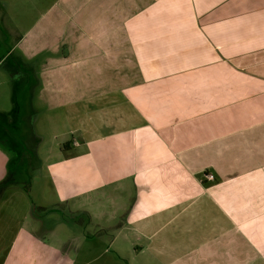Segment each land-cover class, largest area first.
I'll use <instances>...</instances> for the list:
<instances>
[{"label": "crops", "instance_id": "1", "mask_svg": "<svg viewBox=\"0 0 264 264\" xmlns=\"http://www.w3.org/2000/svg\"><path fill=\"white\" fill-rule=\"evenodd\" d=\"M0 8L13 23L0 24L13 103L0 110V223L15 180L3 169L23 155L13 94L25 91L39 151L56 157L39 166L37 198L48 184L47 219L69 214L68 245L36 244L44 264H264V0ZM6 228L0 264H39Z\"/></svg>", "mask_w": 264, "mask_h": 264}, {"label": "rangeland", "instance_id": "2", "mask_svg": "<svg viewBox=\"0 0 264 264\" xmlns=\"http://www.w3.org/2000/svg\"><path fill=\"white\" fill-rule=\"evenodd\" d=\"M2 20H4L8 26H12L13 24L9 17L4 13L3 8H0V24ZM12 32L16 34V31ZM13 38H15V35H11L8 41L12 42L11 39ZM27 97L28 94L25 93V91L19 93L18 96L16 95L17 101H20V104L23 105V108H20L21 111L26 113V116L22 120L24 127L23 134H20L23 138V155L19 159L13 158V163L10 167L12 174L9 173V169L6 171L5 168L2 172V176H11L14 177L15 180L14 182L10 183V187L7 189L6 195L9 196L10 202L5 204L4 208L1 210L2 220L0 223V228L2 231H4L7 229L6 226L10 227L13 244L20 243V240H27L31 248L30 260L33 258L36 263L44 264L45 259H48V257H46L47 254L36 253V244H43V246L47 248H52L55 247L56 244L60 243L61 239H63L65 241V245H68L69 240H71L69 239V227L62 223L65 220L67 223L69 214L65 216L64 220L61 217L55 216L54 220H52L54 217L47 219V213L45 212L46 208L43 209L41 204H47L46 202L51 201L53 198V194L48 184L45 186V191L43 192L46 198L45 203H43L41 198H37V194L39 193V190H43L42 186L44 184V181L39 174V166L42 163V160L45 162L52 161L56 159V157H50L54 156L52 151L48 157L47 155L44 156L39 151L40 142L34 140L36 133L35 119H31V109L28 107L24 108L26 103L28 106L30 104V99ZM12 105L11 83L9 82L8 76L0 72V110H9ZM41 113L43 114L44 123L42 122V128H40H44L47 136V142L45 143L46 147L44 146V150L48 148L50 150L53 149L56 151L53 148L56 143V123L52 124V122L47 119L44 109L41 111ZM1 144L7 149L8 152L10 151L9 154H12L14 157L15 152L11 150L9 144L5 140H3ZM44 150L42 151L43 153ZM0 156L5 158L1 151ZM1 167H5V165L2 164V161L0 162V168ZM45 183H47V181ZM55 225L56 233L52 234L50 231ZM16 232L19 233L17 236L18 240L15 241L13 238H15ZM10 238V236L5 237V239Z\"/></svg>", "mask_w": 264, "mask_h": 264}, {"label": "built area", "instance_id": "3", "mask_svg": "<svg viewBox=\"0 0 264 264\" xmlns=\"http://www.w3.org/2000/svg\"><path fill=\"white\" fill-rule=\"evenodd\" d=\"M216 176L212 172L205 173V178L206 180H215Z\"/></svg>", "mask_w": 264, "mask_h": 264}, {"label": "trees", "instance_id": "4", "mask_svg": "<svg viewBox=\"0 0 264 264\" xmlns=\"http://www.w3.org/2000/svg\"><path fill=\"white\" fill-rule=\"evenodd\" d=\"M13 95H14V100L16 101V95H17V94L14 93ZM13 111H15V109H13L12 111H10V113H13ZM67 144H68V142L64 144V147H65Z\"/></svg>", "mask_w": 264, "mask_h": 264}]
</instances>
